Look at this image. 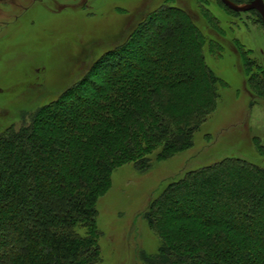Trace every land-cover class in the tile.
I'll use <instances>...</instances> for the list:
<instances>
[{"label":"trees","instance_id":"obj_1","mask_svg":"<svg viewBox=\"0 0 264 264\" xmlns=\"http://www.w3.org/2000/svg\"><path fill=\"white\" fill-rule=\"evenodd\" d=\"M201 16L219 23L208 8ZM194 21L173 5L155 10L61 96L0 132V171L13 180L0 184V264L102 263L97 203L113 172L129 163L148 170L159 148V161L188 150L216 109L218 78ZM242 174L257 190L237 189ZM16 186L35 196H17ZM145 219L163 243L145 264H264V169L233 158L187 172Z\"/></svg>","mask_w":264,"mask_h":264},{"label":"rangeland","instance_id":"obj_2","mask_svg":"<svg viewBox=\"0 0 264 264\" xmlns=\"http://www.w3.org/2000/svg\"><path fill=\"white\" fill-rule=\"evenodd\" d=\"M171 5L185 10L206 36L205 59L218 78L219 99L191 148L161 161L159 148L148 156V170L129 163L113 172L97 203L101 264H145L144 256L159 252L163 243L145 214L164 187L187 172L233 158L264 169L263 21L254 11L230 17L213 0H0V132L22 126L25 114L61 96L147 16ZM206 8L218 25L202 18ZM242 176L238 190H257L255 181ZM9 181L1 170L0 184ZM13 192L35 196L19 186Z\"/></svg>","mask_w":264,"mask_h":264},{"label":"water","instance_id":"obj_3","mask_svg":"<svg viewBox=\"0 0 264 264\" xmlns=\"http://www.w3.org/2000/svg\"><path fill=\"white\" fill-rule=\"evenodd\" d=\"M221 1L224 3L225 6H227L229 9L231 8L232 11L237 13H248L251 11L259 12L264 24V0H254L251 4L243 7L235 5L228 0H221Z\"/></svg>","mask_w":264,"mask_h":264}]
</instances>
